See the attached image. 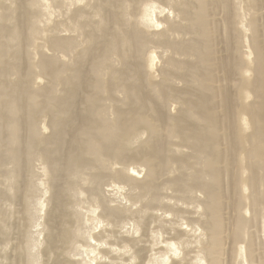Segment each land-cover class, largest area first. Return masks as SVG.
<instances>
[{
  "label": "bare ground",
  "instance_id": "1",
  "mask_svg": "<svg viewBox=\"0 0 264 264\" xmlns=\"http://www.w3.org/2000/svg\"><path fill=\"white\" fill-rule=\"evenodd\" d=\"M84 1L0 0V264L39 259L22 242L36 163L49 190L40 264H165L152 248L157 233L182 253L171 264H189L193 242L177 228L196 223L183 209L195 200L206 264H264V66L245 17L260 0H96L92 8ZM68 54L72 62L60 64ZM173 105L182 109L170 115ZM115 183L139 210L101 199ZM86 203L101 212L96 235L83 231ZM8 206H18L12 211L22 220L11 262ZM158 212L172 221L159 224ZM126 219L145 233L144 246L122 239ZM83 254L87 262L76 259Z\"/></svg>",
  "mask_w": 264,
  "mask_h": 264
},
{
  "label": "rangeland",
  "instance_id": "2",
  "mask_svg": "<svg viewBox=\"0 0 264 264\" xmlns=\"http://www.w3.org/2000/svg\"><path fill=\"white\" fill-rule=\"evenodd\" d=\"M85 1L84 2L88 5L89 8H92L94 3L96 2V0H85ZM84 2H82L81 4H83ZM103 4L105 5V1L104 0H103ZM256 8H257V12H256L257 14H253V11H251L250 13L253 14V15H250L249 12H248L249 15L247 14L245 17H246V22H248L250 19H252L251 21H253L254 24H255L256 35H254V37H255L256 42L259 43V46H260V48L262 50V55H263L262 66H264V0H260V2L258 3V6ZM260 8H261V10H260ZM98 12H99L98 16L101 17V18L105 14L102 10H98ZM117 12H120V9H118V7L115 6V13H117ZM54 18L57 19V17L55 15H54ZM214 19L216 21H218V23H220L218 29H219V35L221 37H218L219 40H220V38L222 39V37H223V39H225L224 27H223V24H222V15L218 12V14L215 15ZM106 23H107V21H106ZM110 25H111V23H110V21H108V26H110ZM246 25H247V23H246ZM249 37H251V36H250L249 31H248V32H246V40H245V43H244V50H243L245 55L246 54L248 55V51L250 50L249 47H250L251 43L249 41ZM187 38L188 37H186L185 39H187ZM231 42H234V40L232 39ZM222 46H223V44H222ZM218 48L220 49V48H223V47H220V45H219ZM249 52H251V50ZM72 56H73L72 54L71 55L68 54V56H65V57H60L59 56L58 57V59H59L58 61H59L60 64H70L72 62ZM157 56H158V58L155 61V63L157 65V67H158L157 68V70H158V69H161L162 67H164V64H163L164 62H163V58L160 55H157ZM73 59H74V57H73ZM248 59H249L251 67L253 68V66H255L256 63H257L256 56L253 55V54L252 55L250 54ZM159 67H161V68H159ZM253 74L254 73L251 71L250 72V77L251 78H252ZM263 79H264V74L262 75V80ZM255 81L257 82L256 79H255ZM38 82H39V85H44L46 83V79L41 77ZM177 85L179 87L182 86L181 83H178ZM249 101L253 102L254 101V97L250 98ZM120 106H121V108L124 107L122 105H120ZM177 106L179 108L178 110H177ZM172 108L175 109V112H174V109H172ZM172 108H170V110H168L170 115H174L177 111L182 109L181 105H173ZM171 112H173V113H171ZM44 132H45V135H47L49 133V130L45 129ZM144 138H146L145 135L143 136V139ZM37 164L38 163L35 164V168L36 169L34 168L35 172L37 173L35 175V177H34V182H33L34 185H35V191L33 193V197L31 198V202H30V205H29L30 222H29V224H28V226H27V228H26V230L24 232L25 234L23 235L24 237L22 239V242L25 245L26 254L31 255L32 257H35V258H39V259H36L37 263H35V264H40L41 259H40V254L39 253H40V249H41V243H42V240H43L44 216H45L46 211L49 209V204H48L49 190H46L47 188H46V186H44L45 184L42 182L43 180L45 181V179L43 177L44 175H43V172H42V167L39 164L38 165ZM139 170L141 171V169L138 168L139 174L136 175V178L138 180H141V178L143 176V173H142V171L140 172ZM41 172H42V174H41ZM42 183H43V185H42ZM108 183H106V184H108ZM115 184H116L115 187H104L103 188L101 199L107 205H109L110 207L114 208L115 210L121 209V210L127 211L129 213L130 212L131 213L132 212H136L137 210H139L140 209V204H138V203H136L135 205L132 204V196L130 195V191L128 190V188L124 187L121 184H117V183H115ZM197 196L200 198V195L197 194ZM82 205H83V207H82ZM82 205H81V207H79V212H80V215H81V218H82L81 221H82V224H83V231H84L85 235H87V234H92V235L98 234L99 231H101V229H102V222L99 219V215L101 213L99 207H96L95 205H92L91 203H86L85 205L84 204H82ZM9 207L10 206H8V208ZM199 207H200L199 200H195V202H193L190 205L189 204L183 205V209H185L189 213V217H188L189 220L188 219H184L182 221L186 223L187 220H188V222L190 220H192V221H195L196 223L191 224L192 225L191 228L186 227V225H182L181 227L177 228L178 230L181 229V231H185L187 233H190L189 234V238H191V241L193 242V251L194 252L191 254V256L189 258V264H206V260L204 258V255L199 250L200 248H198V244L204 243L205 242V238H206L205 237V232L203 231V229H202V227H201V225L199 223V221H201L203 219V217H204L203 211ZM12 208H13L14 211H16L18 209V206H12ZM12 208H11V211H12ZM16 213L17 212H15L13 214V216H12L13 218L11 217V220L13 219L11 223L14 224L13 231H11L12 235L10 236V241H12V242H10V244H8L9 246L8 245L4 246L6 248V253L8 254V258H9L10 262L12 261L13 256H15V254L13 253L12 246H13V244L19 242L18 239L20 240V238H21L20 236L17 237L18 236L17 235L18 234L17 233L18 229L16 230V228H20L21 227L20 223L22 222V220H21L20 214H16ZM153 215L156 216V218L159 219V221H160L159 224H161V225H164V222L167 223V222L172 221V217L170 215L162 214V212L154 213ZM17 216H19V217H17ZM18 218L20 219V221L18 220ZM142 222H143V220H142ZM19 224H20V227H19ZM94 224L95 225L97 224V225L95 226ZM122 225L123 226H122L121 236L124 237L122 239H127L128 240V239H131V238H133L135 236L138 239L139 245L141 243H142L141 245H143L144 243H147L148 239H147V237H145L146 236L145 233H142V231H139L138 232L139 234H137V233L135 234L133 232L134 228H133V224H132L131 221L126 219V220H124ZM190 231H192V233ZM157 234H158V236L155 235V237L157 239V240H155L156 245L154 243V246L152 247L154 249V252L156 250L155 253L157 254L156 255L157 260L160 263H165V264H171V263H173L175 261H179L182 258V253H180V250H177L175 253L173 252L172 249L170 251L166 247V245L169 244L171 240L168 241L166 239L167 236L164 235V234H163V236L161 235V233H157ZM15 241H17V242H15ZM91 246L95 247L93 243H91ZM81 251L83 252L84 250H81ZM94 254H96V251L94 252ZM130 255L132 256V251H131L130 247L127 246V248L125 249L124 257H123L124 260H127V261L130 262L131 261L130 258H129V257H131ZM9 256H11V257H9ZM90 256L92 257L91 254L89 255V257ZM81 258H85V255L83 254L82 256L77 257L76 259H81ZM166 259H169V260H166ZM84 260H85V262H87V258H85ZM241 260H242V258H241ZM241 260L237 264H243V262ZM227 264H229V263H227Z\"/></svg>",
  "mask_w": 264,
  "mask_h": 264
}]
</instances>
